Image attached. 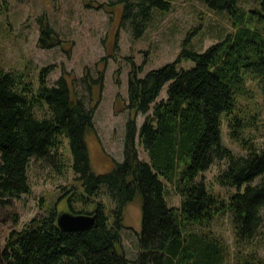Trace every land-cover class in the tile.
<instances>
[{"label": "trees", "instance_id": "trees-1", "mask_svg": "<svg viewBox=\"0 0 264 264\" xmlns=\"http://www.w3.org/2000/svg\"><path fill=\"white\" fill-rule=\"evenodd\" d=\"M250 1L255 5L244 10L238 0H202L206 9L223 11L230 20L232 30L219 43L195 53L185 39L173 62L141 78L132 65L122 160L112 161L103 174L91 171L85 144V136L93 132L96 106H90L91 89L102 88V71L95 70L93 78L89 71L82 74L78 83L84 94L76 96L71 85L75 79L68 83L59 77L48 85L47 68L39 71L35 90L21 76L0 70V205L29 193L27 168L32 159L57 173L68 167L78 189L65 191L67 212L94 216L90 228L65 232L55 225V207H48L44 215L7 235L0 248L1 264H224L225 246L208 230L215 216L228 212L237 240L248 241L259 232L264 149L255 150L241 137L247 125L238 109V99L246 92L245 76L264 75V0ZM173 2L114 0L95 10L119 8L118 29L137 39L151 12L165 14ZM52 34L46 24L41 27L39 44ZM179 61L193 66L182 69ZM162 88L165 96L156 100ZM36 109H43L44 116L37 117ZM137 114L144 115L138 144L146 162L139 160L135 148ZM221 115L229 139L246 144L244 155H233L221 144ZM64 141L68 160L62 154ZM218 161L225 167L215 183L235 190L226 202L197 179ZM166 186L178 197L177 207L167 204ZM101 195L111 207L99 200ZM135 198L140 201V230L135 258L129 261L118 247L123 209ZM243 264H264V258L251 257Z\"/></svg>", "mask_w": 264, "mask_h": 264}, {"label": "rangeland", "instance_id": "rangeland-1", "mask_svg": "<svg viewBox=\"0 0 264 264\" xmlns=\"http://www.w3.org/2000/svg\"><path fill=\"white\" fill-rule=\"evenodd\" d=\"M110 1L114 0H0L2 72L21 76L35 90L39 71L47 68L45 79L48 85L59 77L68 83L75 79L72 90L76 96H81L84 90L78 79L82 74L89 71L93 78L95 70L102 71V88L99 91L91 89L90 106L96 102L92 115L93 132L85 136L89 165L95 174L108 172L112 161L122 160L124 126L128 118L126 83L132 65L139 69L138 77L141 78L148 71L173 62L185 39L189 50L202 53L232 30L226 13L206 9L202 0H174L165 14L153 10L142 35L132 39L125 30L118 29L119 8L95 10L96 5ZM254 5L250 0L237 2V6L244 10ZM45 24L54 38L44 37L39 44L40 30ZM192 66L186 61L178 63L182 69ZM244 81L246 92L238 99V109L247 128L241 137L250 147L261 150L264 149V75H246ZM164 94L162 88L156 100L163 99ZM34 113L37 117L44 116L43 109H36ZM143 118L144 115L140 114L134 117L135 148L139 160L146 162L138 144V129ZM220 118L221 144L233 155H244L246 144L242 147L230 140L225 120L222 115ZM67 153L64 141L62 154L68 160ZM224 167V161L214 162L197 179L202 180L218 200L226 202L235 190L219 187L214 179ZM27 180V195L0 205V248L10 232L18 231L31 219L41 217L48 207L54 206L58 214L68 213L65 191L71 187L78 189L68 167H62L57 173L54 168L32 159L28 162ZM99 200L107 208L112 206L104 195ZM178 201L171 188L166 186L167 204L177 207ZM78 205L74 204L76 208ZM261 216V229L248 241L235 238L227 211L213 218L208 230L225 246L224 264H243L251 257L264 258V212ZM139 230L140 201L135 198L123 209L118 247L129 261L137 252Z\"/></svg>", "mask_w": 264, "mask_h": 264}, {"label": "water", "instance_id": "water-1", "mask_svg": "<svg viewBox=\"0 0 264 264\" xmlns=\"http://www.w3.org/2000/svg\"><path fill=\"white\" fill-rule=\"evenodd\" d=\"M93 223V215H73L66 212L57 214L55 220L57 228L65 232L83 231L93 226Z\"/></svg>", "mask_w": 264, "mask_h": 264}]
</instances>
